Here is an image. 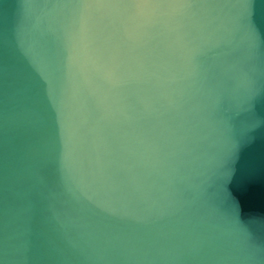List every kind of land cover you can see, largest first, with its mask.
I'll return each mask as SVG.
<instances>
[{"label": "water", "instance_id": "obj_1", "mask_svg": "<svg viewBox=\"0 0 264 264\" xmlns=\"http://www.w3.org/2000/svg\"><path fill=\"white\" fill-rule=\"evenodd\" d=\"M0 264H264V0H0Z\"/></svg>", "mask_w": 264, "mask_h": 264}]
</instances>
